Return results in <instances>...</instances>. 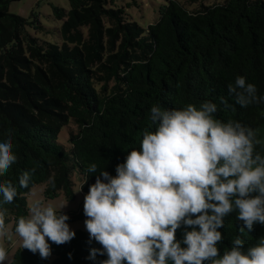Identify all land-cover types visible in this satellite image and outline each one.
I'll list each match as a JSON object with an SVG mask.
<instances>
[{
	"label": "trees",
	"instance_id": "obj_1",
	"mask_svg": "<svg viewBox=\"0 0 264 264\" xmlns=\"http://www.w3.org/2000/svg\"><path fill=\"white\" fill-rule=\"evenodd\" d=\"M17 1L0 0V142L11 130L17 156L0 183L11 181L18 192L12 203H3L0 194V210H6L5 223H12L13 231L27 215L26 195L33 186L45 184L46 198L62 194L72 201L75 173L83 203L66 223L87 218L84 197L100 172L115 177L117 165L132 150H140L144 131H156L158 125L150 119L154 105L163 110L192 104L199 109L211 101L217 105L215 119L255 131L259 143L253 155L264 157V102L241 107L228 92V85L243 76L264 97L263 0H224L192 12L178 0H167L158 21L146 28L129 21L122 8L109 6L112 0H67V11L51 7L60 22V45L40 42L26 31L33 27L47 33L35 16L30 22L8 12ZM92 164L95 173L88 172ZM25 171L31 180L22 188L19 177ZM237 216L234 210L218 229L220 256L237 237L245 250L264 237L259 223L241 232L244 225ZM191 230L183 223L177 229L181 247ZM75 233L62 245L49 241L47 259L22 247L10 264H101L108 259L106 254L89 259L91 250L102 246L94 239L89 242L87 232Z\"/></svg>",
	"mask_w": 264,
	"mask_h": 264
},
{
	"label": "clouds",
	"instance_id": "obj_2",
	"mask_svg": "<svg viewBox=\"0 0 264 264\" xmlns=\"http://www.w3.org/2000/svg\"><path fill=\"white\" fill-rule=\"evenodd\" d=\"M228 92L241 107L264 102L243 76L228 85ZM221 102L227 103L223 98ZM150 112L156 131L145 130L140 150H132L126 162L117 165L115 177L101 171L84 197L89 242L94 239L102 246L93 248L88 258L106 254L101 264H264V237L247 250L237 237L222 256L217 247L222 241L218 229L234 210L244 225L241 232L251 231L256 223L264 225V157L253 155L259 143L255 131L215 119L217 105L211 101L199 109L192 104L163 110L154 105ZM12 149L10 130L0 142V175L17 161ZM96 171L95 164L89 166L88 172ZM30 180L31 173L23 172L20 187L27 188ZM50 183L54 186L51 178ZM0 194L3 203H12L18 192L5 181ZM5 211L0 210V237L7 234ZM29 213L18 219L15 232L22 247L41 259L51 256L49 241L62 245L76 235L61 210L36 202ZM182 223L192 228L182 241L186 247L175 238ZM7 259L0 247V264Z\"/></svg>",
	"mask_w": 264,
	"mask_h": 264
},
{
	"label": "rangeland",
	"instance_id": "obj_3",
	"mask_svg": "<svg viewBox=\"0 0 264 264\" xmlns=\"http://www.w3.org/2000/svg\"><path fill=\"white\" fill-rule=\"evenodd\" d=\"M185 9L192 12L200 9L202 6H212L223 3L224 0H178ZM264 1V0H263ZM167 0H112L109 6L112 8H122L129 21L136 22L142 28L154 24L159 19L160 8L165 5ZM58 7L68 10L69 5L67 0H21L12 2L8 6V12L13 15L20 16L28 21H32L35 16L37 21L47 31L43 34L40 31H35L33 27H27L26 31L40 42H47L54 45H60L59 27L60 22L52 17L51 7ZM111 85V84H110ZM100 88V85H96ZM61 136H65L66 132L63 129ZM62 139V138H61ZM73 194L72 201H67L62 194L58 197L49 199L44 197L45 184H38L33 186L26 195V204L28 212L26 217L30 214L29 209L36 203L40 202L44 206H52L55 210L62 214L71 215L77 213L83 203V196L80 191V177L75 173L72 176ZM67 203L63 209L62 206ZM85 219L67 222L70 229L73 231L87 232L84 221ZM7 234L0 237V247H4L8 253V259L5 264H10L14 252L22 248V241L18 234L13 231L12 223H5ZM88 233V232H87Z\"/></svg>",
	"mask_w": 264,
	"mask_h": 264
}]
</instances>
